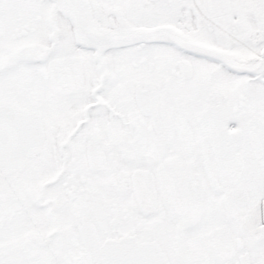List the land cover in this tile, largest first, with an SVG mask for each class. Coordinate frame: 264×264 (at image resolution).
<instances>
[{
  "label": "snow or ice",
  "instance_id": "1",
  "mask_svg": "<svg viewBox=\"0 0 264 264\" xmlns=\"http://www.w3.org/2000/svg\"><path fill=\"white\" fill-rule=\"evenodd\" d=\"M0 264H264V0H0Z\"/></svg>",
  "mask_w": 264,
  "mask_h": 264
}]
</instances>
